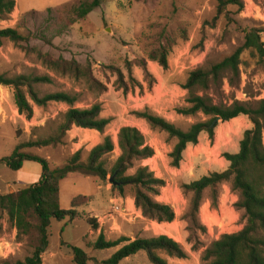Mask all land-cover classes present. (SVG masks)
Returning a JSON list of instances; mask_svg holds the SVG:
<instances>
[{
	"label": "rangeland",
	"instance_id": "374dc122",
	"mask_svg": "<svg viewBox=\"0 0 264 264\" xmlns=\"http://www.w3.org/2000/svg\"><path fill=\"white\" fill-rule=\"evenodd\" d=\"M78 4L79 0H16L13 12L5 18L0 17V29L12 27L29 36L30 49L24 47L26 44L0 39V75L6 78L50 76L51 82L35 84L41 96L59 91L78 94L75 107L89 108L101 103V115L111 117L112 121L103 133L73 126L61 135L60 127L70 108L67 103L34 104V115L28 119L17 108L14 87L0 83V159L11 155L19 145L59 136V142L25 146L20 151L43 156L52 167L66 164L78 150H81V160L86 161L90 150L110 135L115 149L104 159L111 170L121 153L119 130L123 126H135L155 150L154 156L146 159L144 165L165 181L156 199L170 204L176 219L159 223L146 218L135 204V186L126 185L120 191L115 188L110 174L102 179L97 175L73 172L61 182L65 194L62 208L70 209L73 196L84 195L87 201L77 209L74 219L70 216L52 218L50 244L41 264H75L71 245L83 248L101 262L126 243L94 249L91 244L101 232L107 240L121 237L135 240L166 234L180 242L189 254L186 259H178L162 253L170 264H203L204 249L222 234L241 230L246 218L244 211L234 205L239 195L231 190L229 183L221 186L218 208L211 205L206 192L198 214L199 224L206 230L199 231L202 244L194 249L187 219L190 195L182 186L214 171L227 169L230 162L224 154L240 150L244 132L252 128L253 123L247 115L226 122L218 120L214 139L202 132L199 142L187 147L180 166L175 167L170 154L177 139L159 127H152L136 111L159 115L183 130H188L195 122L207 120L203 114L185 116L177 112L187 105V91L182 85L195 68L222 61L243 46L247 31L255 30L264 42V0H243L242 7L230 5L223 13H219V0H103L102 5L84 19H79L74 11ZM47 40H52V44ZM160 46L169 49L168 68L150 59V54ZM44 56L52 60L76 59L83 66L90 62L94 75L107 89H94L85 79L63 73L46 63ZM140 58L147 60L156 78L151 88L137 61ZM127 59L133 62V75L144 85V90L137 86L125 93L114 85L116 76L107 66L121 67L128 78ZM206 94L217 104L230 105L238 100L247 106H256L264 98V57L251 48L243 49L240 76L232 82L225 77L219 91L212 89ZM41 171V165L36 162H25V167L17 171L0 165V193L15 192L38 182ZM0 216V264H24L34 253L38 232L32 229L19 235L7 212L0 210ZM90 217L97 218V230L88 224ZM89 264L97 263L90 261ZM119 264L151 263L146 252L140 251Z\"/></svg>",
	"mask_w": 264,
	"mask_h": 264
},
{
	"label": "trees",
	"instance_id": "16d2710c",
	"mask_svg": "<svg viewBox=\"0 0 264 264\" xmlns=\"http://www.w3.org/2000/svg\"><path fill=\"white\" fill-rule=\"evenodd\" d=\"M219 13H223L227 6H243V0H219ZM103 0H79L74 11L79 19L86 18L91 12L102 5ZM16 6V0H0V17L9 16ZM7 38L17 44H26L30 49V37L23 35L16 28L8 27L0 29V39ZM52 44V40H47ZM245 48H251L264 57V42L261 35L255 30L247 31L245 43L233 54L222 61L208 66L198 67L192 70L182 87L187 91V105L177 109V112L185 116L203 114L207 120L193 123L188 130L177 127L174 123L149 111H136L139 117L148 121L152 127H159L177 139L170 154L172 165L180 166L183 153L191 144H197L202 132H207L211 140L215 137L217 119L230 121L241 115H247L253 123L252 128L244 132L240 142V150L235 153L226 152L224 157L230 165L224 171H214L200 179L186 183L182 186L189 197V212L187 219L190 231L189 239L193 242V248H200L202 242L198 237L199 231H205L198 220L200 207L209 193V200L214 208H218L221 186L229 183L231 190L239 195L235 202L237 209L243 210L246 218L245 226L232 233H224L219 239L207 246L202 254L203 264H264V98L259 100L256 106H247L236 100L232 104L215 103L206 94L209 90L219 91L225 77L232 79L240 76L241 53ZM169 49L160 46L150 54V59L158 62L163 68H168ZM45 58L48 56H44ZM145 73V81L148 88L153 87L156 78L150 72L147 60H137ZM46 63L63 73H70L75 78H83L90 87L103 91L107 86L97 78L90 62L81 65L76 59L66 60L63 57L57 60L46 58ZM125 66L128 70V78L121 67L107 66L116 76L114 85L123 92L128 93L139 86L144 90V85L133 75V62L127 59ZM51 82L50 76H17L6 78L0 75V83L12 85L17 108L28 119L34 115V104L46 106L49 102H64L70 108L64 115V122L60 127L63 135L73 126L84 129L96 130L103 133L112 121L111 117L101 115V103H95L89 108L75 107L78 94L65 91L51 92L43 96L35 89V84ZM60 137H49L28 142L17 146L13 153L0 159V165H5L12 170L22 169L25 162H36L41 165V178L25 188L6 194L0 193V210L7 212L9 219L15 224L19 235L27 234L32 229L38 232V243L32 256L28 257L24 264H41L42 256L47 251L49 241V228L52 218L64 219L77 216L78 208L83 206L87 198L78 195L72 198L70 209L61 206V182L70 173L84 172L87 175H97L107 179L111 175L115 182V188L123 191L126 185H133L135 191V204L141 209L143 215L159 223L173 222L176 219L174 208L156 197L160 194L165 181L155 175L154 171L144 161L154 156V148L147 143L145 135L135 126H123L118 133V146L120 155L114 166L109 170L104 156L114 151L115 143L110 135H106L102 142L95 145L89 152L87 160L80 158L81 150L76 151L68 162L62 166L52 167L49 160L38 154L20 151L25 146H46L53 142H59ZM136 168L133 173L129 170ZM207 197V196H206ZM88 224L97 230L99 223L97 218H88ZM2 229L0 216V232ZM122 245L111 257L99 262L91 257L83 248L69 246L73 252L75 264H89L95 261L97 264H119L124 259L145 251L151 264H170L162 255L186 259L189 254L183 245L174 238L166 235H155L148 238H136L131 240L121 237L118 240H107L104 233H100L91 245L94 249H108Z\"/></svg>",
	"mask_w": 264,
	"mask_h": 264
},
{
	"label": "crops",
	"instance_id": "0c3cea01",
	"mask_svg": "<svg viewBox=\"0 0 264 264\" xmlns=\"http://www.w3.org/2000/svg\"><path fill=\"white\" fill-rule=\"evenodd\" d=\"M25 167V163H24V165H23V167H22V169ZM70 174H74V173H70ZM69 174V175H70ZM65 196V194H63V191H62V189H61V202H62V199H63V197ZM74 197V196H73ZM71 200H72V198H71ZM62 206V205H61Z\"/></svg>",
	"mask_w": 264,
	"mask_h": 264
},
{
	"label": "water",
	"instance_id": "95a60500",
	"mask_svg": "<svg viewBox=\"0 0 264 264\" xmlns=\"http://www.w3.org/2000/svg\"><path fill=\"white\" fill-rule=\"evenodd\" d=\"M217 120H220V119H217ZM111 180L113 181V178H111ZM114 182V181H113ZM114 184H115V182H114Z\"/></svg>",
	"mask_w": 264,
	"mask_h": 264
},
{
	"label": "built area",
	"instance_id": "2783aa9c",
	"mask_svg": "<svg viewBox=\"0 0 264 264\" xmlns=\"http://www.w3.org/2000/svg\"><path fill=\"white\" fill-rule=\"evenodd\" d=\"M118 208H120V207L118 206Z\"/></svg>",
	"mask_w": 264,
	"mask_h": 264
}]
</instances>
